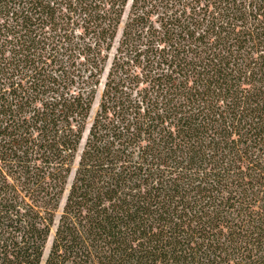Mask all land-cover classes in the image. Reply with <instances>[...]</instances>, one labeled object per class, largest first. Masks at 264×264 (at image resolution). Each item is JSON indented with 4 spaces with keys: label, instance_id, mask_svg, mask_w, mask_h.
<instances>
[{
    "label": "trees",
    "instance_id": "trees-1",
    "mask_svg": "<svg viewBox=\"0 0 264 264\" xmlns=\"http://www.w3.org/2000/svg\"><path fill=\"white\" fill-rule=\"evenodd\" d=\"M0 264H264V0H0Z\"/></svg>",
    "mask_w": 264,
    "mask_h": 264
},
{
    "label": "rangeland",
    "instance_id": "rangeland-1",
    "mask_svg": "<svg viewBox=\"0 0 264 264\" xmlns=\"http://www.w3.org/2000/svg\"><path fill=\"white\" fill-rule=\"evenodd\" d=\"M100 91H101V86L98 88V92H97L96 98H95V100H94V102H93V104H92V108H91V111H90V118H89V120H91V117L94 115V113H95V111H96V109H97V106H98V100H99V96H100ZM74 166H75V164H74ZM71 176H72V175H70V177H69V179H68V183H69V181L71 180ZM64 196H65V194L62 196V199H61V202H60V208H61V205L63 204ZM51 236H52V235L49 236L48 241H47V243H46V245H45L44 253H43V259L45 258L46 254H47V251H48V249H49Z\"/></svg>",
    "mask_w": 264,
    "mask_h": 264
}]
</instances>
